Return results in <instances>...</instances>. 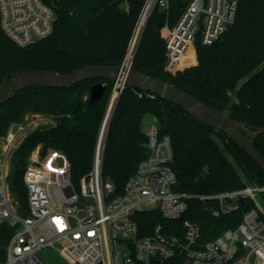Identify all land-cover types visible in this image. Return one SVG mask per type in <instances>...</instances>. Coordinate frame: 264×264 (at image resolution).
Here are the masks:
<instances>
[{"label": "trees", "instance_id": "1", "mask_svg": "<svg viewBox=\"0 0 264 264\" xmlns=\"http://www.w3.org/2000/svg\"><path fill=\"white\" fill-rule=\"evenodd\" d=\"M146 0H45L55 12L53 32L29 46L11 40L0 25V83L10 73L50 70L69 73L85 65H119L124 62ZM183 5L173 3L168 23L173 25ZM167 16L156 8L139 41L133 67L172 83L205 104L245 124L250 135L264 127V0H240L235 23L211 45L196 43L194 63L176 73L165 69ZM98 79L82 80L71 87L32 85L17 92L0 106V142L13 124L30 113L49 115L53 123L27 134L15 151L10 188L18 210L28 215L25 166L31 152L62 150L70 160L75 183L92 168L97 138L105 116L113 83H106L103 96L90 101L91 86ZM152 114L171 137L177 183L174 190L188 192L185 214L169 220L159 210L135 213L140 234L151 233L158 224L164 232L182 229L183 220L197 221L201 240L216 237L241 221V211L215 218L209 215L200 196L245 185L264 184V170L227 133L205 124L172 101L151 91L126 85L115 103L106 133L103 171L122 192L128 179L147 155L148 137L144 118ZM253 143L264 157V133ZM14 228L0 224V262L6 259Z\"/></svg>", "mask_w": 264, "mask_h": 264}, {"label": "built area", "instance_id": "2", "mask_svg": "<svg viewBox=\"0 0 264 264\" xmlns=\"http://www.w3.org/2000/svg\"><path fill=\"white\" fill-rule=\"evenodd\" d=\"M183 7L173 25L168 23L173 3ZM240 0H146L124 63L133 66L146 23L156 8L165 12V69L176 73L201 41L211 45L235 23ZM56 17L45 0H0V25L20 46L49 36ZM125 84H113L100 126L91 170L77 183L71 163L59 149L41 144L25 161L28 215H22L10 188V156L29 132L42 126L49 115L32 113L10 128L0 142V224L14 228L1 264H45L39 252L53 248L68 264H264V184L246 181L242 187L202 195L206 212L215 218L241 211V221L213 239L201 240L197 221L183 220L182 229L164 232L161 224L141 235L135 213L159 210L179 220L194 195L174 190V150L169 134L155 121L145 130L147 155L128 179L122 192L104 175L106 133L115 103ZM48 123H53L49 116ZM45 123V124H48ZM4 159L7 163H4Z\"/></svg>", "mask_w": 264, "mask_h": 264}, {"label": "water", "instance_id": "3", "mask_svg": "<svg viewBox=\"0 0 264 264\" xmlns=\"http://www.w3.org/2000/svg\"><path fill=\"white\" fill-rule=\"evenodd\" d=\"M86 79L99 80L91 86L90 101H96L103 96L107 89L106 83L108 81L113 84L120 82L121 84L136 86L172 101L199 121L213 126L218 131L227 133L264 170V157L253 143L256 134L264 133V127L250 135L245 131L243 122L230 117L225 112L208 106L172 83L138 71L129 63L125 64L123 62L119 65L90 64L69 73H58L42 69L10 73L0 83V106L5 104L20 90L32 85L67 88ZM21 165H25V160H21Z\"/></svg>", "mask_w": 264, "mask_h": 264}, {"label": "rangeland", "instance_id": "4", "mask_svg": "<svg viewBox=\"0 0 264 264\" xmlns=\"http://www.w3.org/2000/svg\"><path fill=\"white\" fill-rule=\"evenodd\" d=\"M137 39H138V37L136 38V43H134L133 44V46H132V50H137V47H138V45L136 46V44H137ZM129 50L130 49H128V52H127V54H126V57H127V55H128V53H129ZM135 56V55H134ZM125 57V58H126ZM188 57H190V61H191V59L192 58H195V63L197 62V47L195 46V48L191 51V53L189 54V56ZM192 57V58H191ZM192 64H194V63H188L187 64V66H190V65H192ZM186 66V67H187ZM32 113H30L28 116H30ZM27 116V117H28ZM49 117V116H48ZM48 117H47V119H46V121L47 122H44V123H42L44 126L45 125H48V124H50V123H48ZM155 121V117H154V115H152V114H147L146 116H145V118H144V128L146 127V126H148V125H150V124H152L153 122ZM45 123H48V124H45ZM12 128H14V125H12L11 126ZM33 129H27L26 130V133L27 132H29V131H32ZM44 150V149H43ZM2 157V149L0 148V158ZM15 157H16V155H15V152L12 154V156H10V158H9V160H10V175L13 173V169H14V164H13V161H14V159H15ZM4 163L6 164L7 163V160L6 159H4ZM9 175V176H10ZM14 201H15V204H16V206L18 207V200H17V198L14 196ZM39 257L43 260V262L45 263V264H68L58 253H57V251L56 250H54L53 248H45V249H43V250H41L40 252H39ZM0 264H1V262H0Z\"/></svg>", "mask_w": 264, "mask_h": 264}, {"label": "crops", "instance_id": "5", "mask_svg": "<svg viewBox=\"0 0 264 264\" xmlns=\"http://www.w3.org/2000/svg\"><path fill=\"white\" fill-rule=\"evenodd\" d=\"M148 126H146L144 129L146 130Z\"/></svg>", "mask_w": 264, "mask_h": 264}]
</instances>
